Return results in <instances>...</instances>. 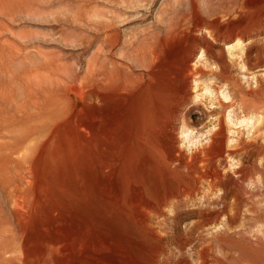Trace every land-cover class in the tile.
<instances>
[{
  "label": "rangeland",
  "instance_id": "374dc122",
  "mask_svg": "<svg viewBox=\"0 0 264 264\" xmlns=\"http://www.w3.org/2000/svg\"><path fill=\"white\" fill-rule=\"evenodd\" d=\"M251 1L238 7L264 0ZM230 6L0 0L9 73L0 264H229L254 254L248 230L264 224L243 227L250 179L229 184L227 204L238 201L228 230L224 218L202 223L221 193L193 179L204 149L240 146L260 125L252 106L264 95V11L237 17ZM114 68L127 84L120 95L103 84ZM225 156L224 173L236 163Z\"/></svg>",
  "mask_w": 264,
  "mask_h": 264
},
{
  "label": "bare ground",
  "instance_id": "6f19581e",
  "mask_svg": "<svg viewBox=\"0 0 264 264\" xmlns=\"http://www.w3.org/2000/svg\"><path fill=\"white\" fill-rule=\"evenodd\" d=\"M247 1H251V0H246ZM254 1V0H253ZM261 1V0H260ZM20 2V1H19ZM18 2V3H19ZM238 2L239 0H230V7H235L237 6V9L239 8V10H235V15L237 17H241L243 16V11H245L244 13L249 12V14H252V11L254 10V13H260L262 11H264V1L262 2V5H258V7L253 8V10L251 11V9H248L249 6L247 8H245V6L240 5L238 7ZM242 2V1H241ZM252 2V1H251ZM17 3V2H16ZM218 3V2H216ZM229 3V2H227ZM250 4L251 3H247ZM18 5V4H17ZM225 5V4H223ZM256 5V4H255ZM257 6V5H256ZM6 7V6H5ZM19 7V6H18ZM229 7V6H228ZM220 8V7H219ZM225 8V6H224ZM6 9V8H5ZM230 9V8H227ZM241 9H245L243 11H241ZM10 10V9H9ZM223 10V9H222ZM233 10V8H232ZM141 11V10H140ZM139 11V12H140ZM230 11V10H228ZM247 11V12H246ZM151 12V11H150ZM143 13V12H142ZM228 14V13H227ZM233 14V13H232ZM248 14V13H247ZM248 14V15H249ZM224 15V14H223ZM229 15V14H228ZM254 15V14H253ZM252 15V16H253ZM144 16V15H143ZM250 16V15H249ZM257 16V15H256ZM229 17H231L229 15ZM235 17V16H234ZM246 18V17H244ZM243 18V19H244ZM257 18V17H256ZM255 18V19H256ZM230 19V18H229ZM233 19V17L231 18ZM236 19V17H235ZM254 19V18H253ZM238 25V24H237ZM118 28V27H117ZM163 28V27H162ZM237 28V27H236ZM121 29V28H120ZM239 29V28H238ZM237 29V31H239ZM234 30V29H233ZM111 32V31H110ZM236 32V31H235ZM242 32V30H241ZM120 33V32H119ZM233 33V32H232ZM243 33V32H242ZM115 34V33H114ZM150 34V33H149ZM234 34V33H233ZM141 35V34H140ZM242 34H240L239 32L235 33V37L238 38V40H242L241 36ZM104 37V36H103ZM107 37V36H106ZM148 38V37H147ZM4 39V38H3ZM120 39V38H119ZM118 39V40H119ZM158 40V39H157ZM156 40V41H157ZM123 43V42H122ZM139 43V42H138ZM7 44V43H6ZM105 44V48H110L111 45L109 44V40L108 38L105 39L104 41ZM119 44V43H118ZM145 46V45H144ZM2 47V46H1ZM0 47V88L3 87L5 85V80H6V75H7V63H6V57L2 51ZM142 47V46H141ZM154 48V47H152ZM149 49V48H148ZM126 50V49H125ZM150 50V49H149ZM207 50V49H206ZM155 51V50H154ZM154 55V54H153ZM156 56V55H155ZM103 57V56H102ZM132 57V56H131ZM152 58V57H151ZM116 58H114L115 60ZM132 59V58H131ZM215 62L219 65V67L221 68L220 64L218 63L219 61L215 60ZM152 63V62H151ZM107 65V64H106ZM96 66V65H95ZM221 70V69H220ZM126 72V70H125ZM9 74V73H8ZM125 77V76H124ZM124 78H122V73L121 71H119L118 68H114L113 71H106L104 73V87L106 89L107 92H112L115 93V95H120V92H122L127 84L125 82H123ZM100 81V80H99ZM126 81V80H125ZM95 86V85H94ZM261 87V86H260ZM73 88V87H72ZM76 88V87H75ZM78 89V88H77ZM81 89V88H79ZM71 90V89H70ZM128 90V89H126ZM77 91V90H76ZM99 91V90H98ZM103 92V90H101ZM79 92V91H77ZM93 92V91H92ZM131 92V91H130ZM128 93V92H127ZM255 93V92H254ZM5 91L3 88L0 89V113H2L4 111L5 114V109H4V105H5ZM76 94V93H75ZM97 94V93H95ZM110 95V94H109ZM123 95V93L121 94ZM96 96V95H94ZM101 96V95H100ZM124 96H126L124 94ZM102 97L104 98L103 94ZM101 97V98H102ZM96 98V97H95ZM107 98V96H105V99ZM109 98V97H108ZM113 98V97H112ZM121 98V97H120ZM119 98V99H120ZM91 99V98H90ZM93 99V98H92ZM125 99V98H124ZM98 100V99H97ZM96 100V102H97ZM101 100V99H100ZM116 101V100H115ZM123 101V100H122ZM125 101V100H124ZM103 102V101H102ZM100 102V103H102ZM105 102V101H104ZM253 106L252 108L255 110V112H257L259 115H261V120H260V125L259 127L255 130V134L251 137V139L249 141H242V144L240 146L234 147L232 149H225L224 146H221L217 144L216 142V147L212 149V147H208L206 149L203 150V154L201 157H199V159L193 162V166L196 169V172L193 173L195 176L193 179H196L199 183H201L200 186H203V184L206 186V188L210 191V193H214L217 194L218 192H220V195H217V197H215L216 199L211 200L212 205H214L215 209L214 211L211 213L212 215V219H204L202 221L203 224L208 223V221H212L217 222L220 220H223L222 218H224L225 220V225H226V229H230L231 225L233 223V221L235 220V216L237 211H235V206L236 203L238 201V199L234 198L232 204H227V199L229 200V196L232 194L233 195V191L232 188H229V184H232L234 187H238L241 188L242 183H244V181H246V179H250L247 180L248 182L250 181L252 184V188L250 189H245L246 194L248 195V197L246 199L249 200V206L246 209L245 213L242 215L243 217V221H244V225L243 227L248 224V225H253L255 223H259V222H263L264 224V208L260 203L264 204V200L263 202H261V200L259 198H264V143L260 142L261 138H262V134H264V95L261 96V98H259L258 101L253 102ZM103 104V103H102ZM122 105V104H121ZM113 106V105H112ZM105 107V105H104ZM109 106H107L108 108ZM121 107V106H120ZM112 108V107H111ZM114 108V107H113ZM123 108V107H122ZM110 109V108H109ZM136 109V108H135ZM107 110V109H106ZM116 112V111H115ZM95 114V113H94ZM112 114V112H111ZM119 114V113H118ZM106 115V114H105ZM104 115V117H105ZM113 115V114H112ZM141 115V114H140ZM116 117V116H115ZM118 117V116H117ZM96 118V117H95ZM110 118V117H109ZM123 118V117H122ZM99 119V118H98ZM113 119V118H112ZM120 119V118H118ZM124 119V118H123ZM126 119V118H125ZM137 119V118H136ZM121 120V119H120ZM93 122V121H91ZM123 122V121H122ZM87 124H91V123H87ZM128 124V123H127ZM140 125V124H139ZM111 126V125H110ZM0 127H2V131L4 128V125L0 124ZM16 127V126H15ZM117 128V127H116ZM218 130V129H217ZM6 132V131H5ZM7 133V132H6ZM219 137V135H218ZM260 139V140H259ZM220 140V139H219ZM212 142V141H211ZM215 142V138L213 140V143ZM212 143V144H213ZM220 144V143H219ZM201 152V151H200ZM4 146L0 145V166H1V160L2 158H4ZM200 155V154H199ZM224 155L225 159L226 157H228V159L232 158V159H236V163L233 166L232 170L226 173H224L220 168L221 166H224ZM198 156V154H197ZM192 158V157H191ZM194 158V157H193ZM227 160V159H226ZM186 161V160H185ZM259 161V163H258ZM173 163V162H172ZM178 163V162H177ZM183 163V162H182ZM188 163V162H187ZM186 164H184L185 166ZM227 165V163L225 164ZM190 167V166H189ZM192 169V168H190ZM194 169V168H193ZM225 169V168H224ZM192 175V174H191ZM190 177V176H189ZM191 178V177H190ZM196 181V182H197ZM247 182V183H248ZM231 186V185H230ZM186 189V188H185ZM196 190V189H195ZM193 190V191H195ZM185 191V190H184ZM188 191V190H187ZM191 191V190H190ZM186 193V191H185ZM189 193V192H188ZM236 193V192H234ZM242 193V192H240ZM195 194V193H194ZM192 195V194H191ZM190 195V196H191ZM208 195V193H207ZM241 195V194H240ZM185 196V195H184ZM188 196V195H187ZM211 196V195H210ZM242 198V197H241ZM245 201V198H243ZM208 200V199H207ZM240 200V198H239ZM242 201V200H241ZM246 202V201H245ZM248 202V201H247ZM204 204V203H203ZM240 204V203H239ZM210 205V203H209ZM221 205V206H220ZM206 207V206H205ZM229 207L232 208V211H234L233 215L231 214V212L229 211ZM238 207V206H237ZM244 207V205L242 206ZM207 208V207H206ZM209 208V207H208ZM213 207H211L210 209H212ZM239 208V207H238ZM237 208V209H238ZM241 209V208H240ZM209 210V209H208ZM213 210V209H212ZM231 210V209H230ZM202 211V210H200ZM205 211V210H204ZM207 211V210H206ZM240 214V213H239ZM238 214V215H239ZM210 215V216H211ZM200 216V215H199ZM205 216V215H204ZM241 216V214H240ZM207 217V215H206ZM205 217V218H206ZM237 220V219H236ZM238 221V220H237ZM221 223V222H220ZM223 224V223H222ZM261 225V224H260ZM256 227V226H255ZM254 227V228H255ZM234 228V227H233ZM232 228V229H233ZM250 228V227H249ZM235 229V228H234ZM250 229L248 230V233L250 232L249 236L251 238V236L254 238L255 242H257V250L254 252V254L252 253V255H248L244 256V258L241 257H233L231 259L228 260L229 264H264V227L263 226H258L257 230L253 233H251ZM237 232H234L236 234H243L246 233V229H242L239 230ZM228 233V232H226ZM233 233V232H232ZM225 234V233H224ZM232 235V234H231ZM244 235V234H243ZM2 239V238H1ZM245 239V238H244ZM248 241V240H247ZM245 242V241H244ZM249 247V246H248ZM243 251V250H242ZM253 251V250H252ZM249 252V250H248ZM2 260V258H1ZM0 260V262H1ZM3 261H5V259L3 258ZM220 264V263H219Z\"/></svg>",
  "mask_w": 264,
  "mask_h": 264
}]
</instances>
